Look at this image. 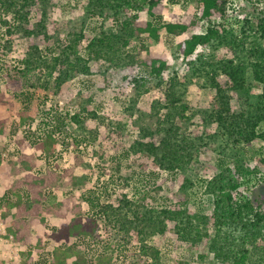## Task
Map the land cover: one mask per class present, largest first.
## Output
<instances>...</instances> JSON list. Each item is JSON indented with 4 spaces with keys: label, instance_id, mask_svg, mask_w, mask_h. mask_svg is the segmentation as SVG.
<instances>
[{
    "label": "rangeland",
    "instance_id": "obj_1",
    "mask_svg": "<svg viewBox=\"0 0 264 264\" xmlns=\"http://www.w3.org/2000/svg\"><path fill=\"white\" fill-rule=\"evenodd\" d=\"M169 1L164 0L156 7L154 11L156 18L147 14L145 6L144 10L138 13L139 19L147 21L156 19L157 24L167 21L169 12L182 14L186 11L192 14L196 11L192 0H179L174 5ZM258 6L264 12V3ZM90 7L89 0H39L29 10L28 23L20 24L23 29L16 27L14 32L7 36L5 33L7 28L0 26V39L2 38L1 41L4 42L2 46L0 45V67L6 62L8 71L12 72L27 49L32 46H37L44 56L52 52L56 39H59L54 21L85 20L82 21L84 27L79 48L81 54L87 55L88 44L101 30L115 32L118 29V22L125 18L122 14L118 15L114 8L101 10L106 21L99 17H89ZM236 9L238 13L234 12L232 6L228 7L225 24L239 31L244 12L242 7ZM250 12H254V9L252 8ZM255 15H258V12ZM36 23L45 24V27L38 29L35 27ZM31 29L35 33L26 35V30ZM142 37L141 42L148 48L149 54L161 56L166 60L168 65L166 76L176 73L183 79L187 68L182 60L179 40L166 34L164 29L160 30L158 41L146 35ZM62 40L61 44H68V40ZM141 42L134 38L130 46L133 53L141 50L137 54L143 59L145 54L140 46ZM246 48L243 52L230 51L222 47L215 51L197 48V51L208 54L213 62L223 58L243 62L240 63L243 69L241 81L246 85L245 90H236L224 76L217 78L219 84L226 88L229 94L230 110L233 112L251 110L261 92L262 84L252 77V62L256 58L249 51L250 44H246ZM147 71V68L138 62L128 67L115 68L105 60H92L88 74L74 75L58 85L55 81L58 75L54 74V81L48 91L27 95L25 103L20 100V96L13 98L6 95L8 101L1 108L0 116L6 118L9 132L5 139L0 140V154L3 156L8 154L10 159H13L18 151L16 144L18 138L27 134L31 138H36L37 135L43 136L47 131H54L56 134L54 153L43 159L41 153L35 150V155L39 157L41 163L35 167V171L43 173L45 169L56 165L59 170L70 168L75 172L77 182L72 190L82 196L87 195L93 202V206L85 205V209L96 217L99 233L103 237L101 241L108 245L107 247H115L116 240L109 241L106 238L114 228L107 225V218L98 210V206L113 205L117 212L126 217L123 218L127 221L122 228L125 229L127 238H119L121 241L124 240L123 247L121 250L116 249L117 251L114 249L111 253L113 258L116 255L117 259H124L123 264H145L151 262L156 255L157 261L161 264H199V256L206 253L205 245L180 239L174 230L179 225L178 221L168 220L163 232L157 225L133 226V221L137 223L146 209L155 212L162 209H182L184 216L199 214L207 217V220L210 219L213 202L205 189L206 182L226 165L230 169H235V166L240 167V170L246 167L253 169L256 159L264 157V126L259 129L260 133L262 132L259 139L243 144L240 149L227 151L221 147V143L210 148L202 141L216 132V125L208 121L203 113L204 110L210 111L215 107L216 90L209 86L203 88L201 85L204 83L203 80L196 76L192 77L187 80L184 96L189 104V110L184 113L177 107V110L170 111L174 117L173 127L178 132L177 138L185 136L191 139L193 144L191 149H196L197 156L195 159L183 158L180 167L168 169L166 162L161 159L148 156L141 149L134 152L131 148L137 141L152 142L158 146L165 137V134L156 132L151 136H143L139 126L149 123L154 117V115L149 117L148 113L157 111L160 114L166 113L164 106L168 104L163 88L136 94L133 81L146 75ZM0 89L5 91L2 84ZM22 111L26 112L24 118L20 116ZM60 122L61 125L58 124ZM12 127L18 131L11 133ZM230 154L236 157L233 158ZM225 155L229 160L227 158V163H220ZM3 170L4 164L0 166V196L5 193L8 184L7 179L2 176ZM257 170L258 175H241L240 192L245 198L253 201L264 199V168ZM235 173L239 174L237 171ZM50 193L52 200L56 201L64 191L51 190ZM130 205H137L138 211H130ZM45 219L44 225L30 227V232L35 236L32 243L22 244L15 242L11 235L6 236L5 227L15 221L14 211L0 207V264H25L29 250L32 254L30 264H49L52 261L50 253L53 244L44 234H50L58 229L62 219L48 215H45ZM128 221H132V224ZM36 235L43 237V244L35 250L33 246ZM141 240L149 247L144 249L145 253L141 252L139 244ZM105 249L106 247L91 244L88 247L80 245L77 250L81 257L84 255L85 264H94L97 255ZM205 255L207 258L203 261L204 264H222L214 260L216 258L213 252Z\"/></svg>",
    "mask_w": 264,
    "mask_h": 264
},
{
    "label": "trees",
    "instance_id": "obj_2",
    "mask_svg": "<svg viewBox=\"0 0 264 264\" xmlns=\"http://www.w3.org/2000/svg\"><path fill=\"white\" fill-rule=\"evenodd\" d=\"M163 1L89 0L91 6L89 17H99L106 21L101 10L114 8L118 15L122 14L125 18L118 22V29L115 32L101 30L88 44L87 55L81 54L79 48L83 36L82 21L85 20L54 21V28L59 39H56L52 52L44 56L37 46L28 47L29 49L20 59L19 64L14 66L12 72L8 71L6 62L1 65L0 85H3L5 91L0 89V110L8 101L6 95L13 98L20 96V100L25 103L28 99L27 95L47 92L54 81V74L58 75L55 79L56 85L74 75L88 74L92 60H105L107 64L115 68L128 67L138 62L148 71L146 75L133 81L136 94L140 95L154 88H163L168 104L164 106L166 113L160 114L158 111L148 113L149 117L154 115L155 119L152 118L149 123L139 125L143 136H151L154 132L165 134L159 145L137 141L132 145V151L137 152V149H141L148 156H154L166 162L168 169L180 167L183 158L195 159L197 153L196 149H191L193 145L191 139L185 136L177 138L178 132L173 127L174 117L171 116L170 111L181 108V111L185 113L189 110V104L184 97L186 83L188 79L195 76L203 80L204 83L201 84L203 88L209 86L216 90L215 107L210 111L204 110L203 113L208 121L216 125V132L205 137L202 142L207 143L210 148L221 143L223 149L230 151L240 149L243 144L256 138L259 139L262 133L259 129L261 130L264 126V12L258 4L264 3V0H235L236 5L231 3L232 0H192L191 2L195 4V13L169 12L168 20L157 24L156 19L154 21L139 19L138 13L143 11L145 6L147 14L153 17L156 7ZM178 1L170 0L169 3L174 5ZM37 2L39 0H0L2 15L0 26L7 28L5 30L7 36L14 32L16 27L22 28L20 26L22 22L28 23L29 10ZM230 6L235 13H238L236 8L243 9L244 17L239 31L225 24ZM252 8L254 12L251 13ZM256 12L258 15H255ZM218 17L226 18L222 23L216 24L214 20ZM35 27L41 29L45 27V24L36 23ZM161 29L179 40L182 60L187 68L183 79L176 73L166 76L168 69L166 60L161 56L149 54L148 48L141 42L144 35L158 41ZM34 33L33 29L26 30V35ZM134 38L141 42L140 46L145 54L143 59L138 55L141 50L135 53L132 51L130 43ZM1 39L2 46L4 42ZM62 39L68 40V44H61ZM246 44H250L249 51L256 58L252 62V77L262 84L261 92L251 110L233 112L230 110L229 94L226 88L219 84L217 78L224 76L236 90H245L246 85L241 81L243 62L240 64L237 59L231 58L213 62L208 54L197 51V48L215 51L218 47H222L230 51L243 52L247 49ZM20 116L24 118L26 112H20ZM12 130L11 133L18 131L14 127ZM7 132L9 130L6 127V118L0 116V140L6 138ZM55 135L51 130L43 136L37 135L36 138H31L28 134L24 135L16 141L18 151L13 159H10L8 154L4 156L0 154V166L4 164L2 176L8 181L5 193L0 196V207L13 210L15 215V221L5 227L6 236L11 235L15 242L22 244L32 243L35 236L30 232V227L44 225L45 215L54 216L62 219V223L50 234H44L53 244L50 253L52 261L49 264H85L84 255L81 257L77 249L80 245L88 247L91 244L96 247H106L104 252L97 255L94 264H123L124 259H117L116 255L113 258L111 253L114 249L117 251L123 247L124 240L121 241L120 237L127 238L125 236L127 233L122 228L127 221L123 218L126 217L117 212L113 205L98 206V210L107 218V225L114 228L106 238L109 241L116 240L115 247H107L108 245H104L101 241L103 237L99 233L96 217L85 209V205L93 206V202L87 195L82 196L72 190L77 182L75 172L70 168L59 170L56 165L45 169L43 173L35 171V167L41 165L35 152L41 153L43 159L54 153ZM198 140L201 142V138ZM230 156L236 157L233 154ZM227 158L225 155L220 163H227ZM234 168L224 166L205 184V189L213 202L210 219L207 220V217L199 214L184 216L182 209H162L159 212L146 209L137 223L133 221V226L157 225L163 232L168 220L178 221L179 225L174 230L180 239L205 245L206 253L199 256V264H204L203 261L207 258L205 254L211 252L215 255L214 260L222 264H264V199L253 201L248 197L245 198V195L240 192L241 175H258L257 169L264 168V157L256 159L254 170L249 167L242 170L238 166ZM234 170L239 174H236ZM51 190H62L64 194L53 201ZM136 206L130 205V211H138ZM128 222L132 224V221ZM42 244L43 237L36 235L34 249H38ZM139 244L142 253L146 252L145 248L149 249L144 245L143 240ZM27 254L25 264H30L31 251L29 250ZM145 264L161 263L157 261L155 255L151 262H145Z\"/></svg>",
    "mask_w": 264,
    "mask_h": 264
},
{
    "label": "built area",
    "instance_id": "obj_3",
    "mask_svg": "<svg viewBox=\"0 0 264 264\" xmlns=\"http://www.w3.org/2000/svg\"><path fill=\"white\" fill-rule=\"evenodd\" d=\"M231 3H233L234 5H236V1L235 0H232ZM226 17H218L214 20V22L216 24H219V23H222L223 22V19H225Z\"/></svg>",
    "mask_w": 264,
    "mask_h": 264
}]
</instances>
